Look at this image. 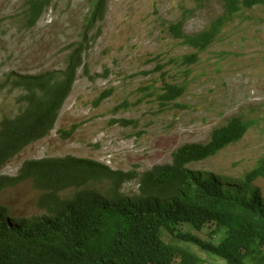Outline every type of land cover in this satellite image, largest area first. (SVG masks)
I'll use <instances>...</instances> for the list:
<instances>
[{
	"label": "rangeland",
	"instance_id": "rangeland-1",
	"mask_svg": "<svg viewBox=\"0 0 264 264\" xmlns=\"http://www.w3.org/2000/svg\"><path fill=\"white\" fill-rule=\"evenodd\" d=\"M29 1L0 0V84L10 72L64 70L71 45L82 42L93 5L91 0H53L36 26L28 27ZM223 11L222 0H107L104 19L86 32L83 65L54 130L15 154L0 174L14 176L26 161L69 155L113 170L144 172L171 163L184 144L207 143L214 129L241 117L251 123L243 139L191 168L225 188L248 194L242 188L244 175L264 156V4L244 8L203 52L166 31L170 23L183 21L185 34H198ZM193 54H198L196 63H183ZM165 83L185 86V93L164 104L159 96ZM104 92L109 96L95 106ZM22 94L9 87L1 93L0 121L21 111L24 103L17 98ZM120 121L132 124L123 126ZM73 127L74 133L66 138L64 132ZM251 187L260 190L264 206V179ZM124 191L137 194V181L127 183ZM41 194L27 180L4 189L0 205L12 216L41 220L48 216L37 206ZM210 231L208 236L194 234L205 244H218L219 236ZM166 240L181 244L169 234ZM184 246L199 255L202 264H225L193 244Z\"/></svg>",
	"mask_w": 264,
	"mask_h": 264
},
{
	"label": "trees",
	"instance_id": "trees-1",
	"mask_svg": "<svg viewBox=\"0 0 264 264\" xmlns=\"http://www.w3.org/2000/svg\"><path fill=\"white\" fill-rule=\"evenodd\" d=\"M53 0H30L28 27L36 26ZM206 1V0H200ZM86 32L105 17L107 0H92ZM224 11L208 29L185 34L184 22L170 23L167 33L183 45L203 52L209 49L223 28L244 8L263 5L264 0H222ZM82 42L71 45L64 70L39 74L10 72L0 84V95L9 87L22 90L17 101L24 103L13 118L0 121V170L15 154L54 130L62 105L69 97L78 69L83 65L87 33ZM198 54L184 57L196 63ZM163 66L158 67L160 71ZM163 75V74H162ZM185 86L164 84L159 99L170 104L183 96ZM102 93L98 106L109 96ZM129 126L132 121H120ZM251 123L234 117L214 129L207 143L179 147L168 164L144 172L112 170L87 158L67 156L24 162L14 176L0 174V194L29 180L42 193L37 206L47 212L44 219L18 218L0 205V264H202L199 255L184 245L218 257L225 264H264V206L259 189L251 185L264 179V156L244 175L242 188H225L212 177L193 170L192 164L215 157L241 141ZM75 127L65 136H71ZM137 181L135 195L123 192V185ZM73 191L71 196H66ZM190 232L177 231L178 226ZM211 230V231H210ZM219 236V243H203L195 232ZM192 232V233H191ZM179 238L170 243L167 235Z\"/></svg>",
	"mask_w": 264,
	"mask_h": 264
},
{
	"label": "clouds",
	"instance_id": "clouds-1",
	"mask_svg": "<svg viewBox=\"0 0 264 264\" xmlns=\"http://www.w3.org/2000/svg\"><path fill=\"white\" fill-rule=\"evenodd\" d=\"M91 2H92V0H91ZM56 122H57V121H56ZM67 137H69V136H67ZM67 137H66V138H67ZM90 160H92V159H90ZM94 161H95V160H94ZM110 169H112V168H110ZM112 170H113V169H112ZM132 182H134V181H132ZM129 183H130V182H129ZM126 184H127V183H126ZM126 184H124V185H123V188H122L124 193H126V192L124 191V186H125ZM137 184H138V183H137ZM138 189H139V186H138ZM42 193H44V192H42ZM135 193H136V192H135ZM126 194H128V193H126ZM129 195H134V193L129 194ZM44 204H45L44 201L38 203L39 206L44 205Z\"/></svg>",
	"mask_w": 264,
	"mask_h": 264
}]
</instances>
